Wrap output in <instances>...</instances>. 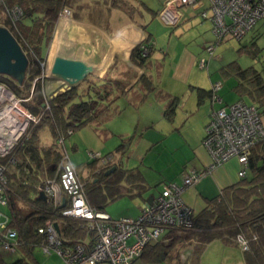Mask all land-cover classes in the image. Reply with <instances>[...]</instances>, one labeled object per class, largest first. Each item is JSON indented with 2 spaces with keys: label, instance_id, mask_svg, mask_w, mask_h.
<instances>
[{
  "label": "crops",
  "instance_id": "crops-1",
  "mask_svg": "<svg viewBox=\"0 0 264 264\" xmlns=\"http://www.w3.org/2000/svg\"><path fill=\"white\" fill-rule=\"evenodd\" d=\"M170 1L78 0L75 3L78 6L76 9L68 7L71 11L70 17L73 15L74 21L69 19L70 17H64L70 20V24H67L58 19L52 39L45 51L44 59L55 49L58 51L63 47H72L74 57L71 59L82 60L91 65L92 78L117 79L128 86L134 84L143 71L141 67L130 61L131 49L139 42L148 40L147 43H152L146 72L153 81L152 88L143 91L136 89L135 93L132 92L126 98L120 99L118 103L121 111L107 121V129L103 126V132L100 134L92 126H85L98 138L106 139L105 142L107 145L110 143L109 146L104 144L103 148L102 145H98L96 136L92 138L88 132H82L76 141L81 147L82 139H86L90 141V147L101 152L107 148V154H111L114 160V165L111 167L116 165L122 169L138 171L147 186L146 190L138 195L137 191L131 188V182L126 179L121 180L122 193L111 202L120 198L131 201L125 200L122 211L120 210L118 216L113 219L125 217L136 219L142 207L151 204L158 196L164 183L173 182L180 185L184 172L209 168L211 160L202 146V139L211 111L239 100L251 104L247 97L235 90L236 80L229 85L225 82L219 88L221 91L218 96L221 103H213L210 94L211 86L215 82L211 81L208 86L199 87L198 79L189 76V69L195 63L199 64L202 56H198L201 52L205 53L204 48L216 42L211 32V22L201 16L203 11L209 15L208 0H196L194 5H186L178 9L168 7ZM157 16L161 20L163 17L165 21H169L166 25L167 23L162 20L166 23L163 25L173 28L171 36L175 41L169 39L166 51L157 48L153 34L144 25L149 17L157 18ZM99 25L104 27L100 28ZM70 27L76 28L74 34L80 38L76 43L69 40L65 34H68ZM102 30L107 34L104 38L99 34ZM57 34L59 37H56ZM62 36H65L64 39H61ZM230 38L226 37L225 40ZM54 41H57V47L52 49ZM186 42H194L195 49L188 50ZM237 42V53L246 55L252 60L251 65L247 67L264 72V19L259 20ZM166 69H168L167 79L165 78L164 81L162 76ZM61 85L63 83L54 76H46V92L51 93ZM81 88L82 86L79 87ZM199 90L205 92H198ZM3 94H6L10 102L4 106L3 111L8 108V114L11 116L8 124H3L2 121L3 117H9L6 112L0 117V143L5 146L14 143L19 136L17 121L22 117L15 113V109L12 110V101H15L13 104L19 107L17 99L7 91ZM0 99H3L1 92ZM170 106L172 110L168 114L166 111ZM148 110L155 113L145 116ZM261 118L264 123V114ZM13 130L15 134H12ZM40 134V146H49L53 143L48 130L44 129ZM10 135L15 139L9 140ZM63 146L65 147L64 142ZM89 154L91 152L88 153L89 160L86 163L73 165L78 177L85 180L88 185L95 182L99 168L97 162L91 161ZM240 170V164L236 159L214 166L196 184L185 188L182 193L183 201L197 214L210 201L218 198L223 189L240 181L238 176ZM246 175H249L247 170L244 176ZM109 203L105 205L103 212L106 213ZM2 211L7 213L8 209L2 208ZM168 237L165 232L156 242L167 244L170 240ZM89 240V234H85L81 239V241ZM195 244L196 242H192L179 252V264H245L244 253L234 249L238 246L232 241L225 242L220 239L210 241L205 244L200 255L196 254ZM231 254H234L235 258ZM181 259L184 262H181ZM176 262L166 259L157 262L144 261L138 258L131 264H175Z\"/></svg>",
  "mask_w": 264,
  "mask_h": 264
},
{
  "label": "trees",
  "instance_id": "trees-1",
  "mask_svg": "<svg viewBox=\"0 0 264 264\" xmlns=\"http://www.w3.org/2000/svg\"><path fill=\"white\" fill-rule=\"evenodd\" d=\"M1 1L0 14L3 18L0 25L6 27L17 40L28 59V65L21 85L5 75H0V84L20 99L36 121L29 122L10 152L0 155V166L5 168L6 182L3 195L7 204L3 208L8 209L9 227L17 234L13 250L17 257L8 262L0 253V264H39L34 250L45 240L38 230L47 221L57 224L60 238L67 245L79 242L85 234H90L84 220L62 216L58 206L37 199L45 183L58 178L61 153L57 140L65 139L76 129L85 126H92L100 134L105 123L121 111L120 99L135 93L136 89L143 91L152 88L153 81L146 73L149 52L143 55L141 49L148 40L139 42L130 52V61L143 70L134 84L127 86L120 80L104 77L92 81L89 75L74 86L61 85L48 93L45 91L46 76L42 75L43 67L40 64L44 61L62 8L76 9L78 0ZM4 6L19 8L21 15L14 23L4 14ZM205 55L204 58L208 59L206 52ZM234 66L232 62L227 67L231 73L234 70L235 90L247 97L260 115L264 114V72L253 67ZM33 81L35 83L32 84ZM171 106L166 113L170 114ZM44 129L53 139L49 146L39 144L40 131ZM91 161L99 164L95 182L88 185L78 178L92 208L103 211L107 203L119 197L123 179L131 182V188L138 195L146 190L147 186L138 171L115 165V170L105 175L114 165L111 154H100L99 157H92ZM247 172L249 175L240 177L237 184L223 189L218 198L210 201L197 214L194 213L191 227L166 230L169 242L148 243L139 258L155 262L165 259L178 261L179 252L192 242H196L195 251L200 255L210 241L220 239L234 243L235 237L242 235L248 244V250L243 252L245 264H264V139L249 149ZM168 183L173 182H166L163 186Z\"/></svg>",
  "mask_w": 264,
  "mask_h": 264
},
{
  "label": "built area",
  "instance_id": "built-area-1",
  "mask_svg": "<svg viewBox=\"0 0 264 264\" xmlns=\"http://www.w3.org/2000/svg\"><path fill=\"white\" fill-rule=\"evenodd\" d=\"M195 3L196 0H171L167 6L178 9ZM208 4L209 15L203 11L201 16L211 22V32L216 39L215 43L205 47L209 58L214 54L215 46L223 39L231 37L239 40L259 20L264 19V0H208ZM0 5H3L1 0ZM3 12L12 23L21 15L17 7L4 6ZM70 14V9L64 6L59 19L69 17ZM162 20L169 23L163 17ZM151 47L152 43L143 44L141 46L143 55H147ZM206 63L205 58L199 60L201 67ZM218 88L219 85L216 83L211 88L213 103H221L217 93ZM27 118L30 119L29 115ZM31 120L35 118L32 117ZM24 132L23 130L15 140L16 143ZM261 139H264V123L254 105L239 100L212 110L202 140V146L211 160L210 167L184 172L180 185L165 184L154 201L142 207L136 219L127 217L113 219L105 212L89 205L83 184L69 161L68 153L63 148V139L59 138L57 143L61 159L57 168L58 178L47 181L40 191L44 193L46 201L54 207L58 206L62 216L84 220L90 229V240L67 245L60 238L54 222L49 220L38 230L45 237L39 249L45 254L55 251L65 264H131L141 256L148 243L158 241L166 230L191 227L194 211L182 199L185 188L196 184L214 166H219L230 159H236L240 164L241 170L238 176L243 177L247 170V153ZM11 146L10 144L5 147L6 149L4 148L5 150H0V154L10 152L13 148ZM89 155L91 158L99 157L100 153L91 152ZM4 170V166H0V245L8 254L15 248L17 234L9 227V216L2 211L7 204L3 195L6 184ZM234 243L242 252L248 250L247 241L242 235H237Z\"/></svg>",
  "mask_w": 264,
  "mask_h": 264
},
{
  "label": "rangeland",
  "instance_id": "rangeland-1",
  "mask_svg": "<svg viewBox=\"0 0 264 264\" xmlns=\"http://www.w3.org/2000/svg\"><path fill=\"white\" fill-rule=\"evenodd\" d=\"M2 16L3 15L0 14V19L3 18ZM102 17H103V13H102L101 18ZM69 19L74 21L73 15H71V17ZM69 19H64V17L60 18V20H62V23L65 22L67 24H70ZM163 23L164 22L157 16V18L156 17H153V18L149 17L147 22L144 25H146L145 27L149 31H151V33L153 34V38H154V41L157 45V48L158 49L162 48L164 51H166L169 39H172V42H174L175 39L171 36L173 28H171L169 26H165V25H163ZM164 24H166V23H164ZM166 25H168V24H166ZM99 26L101 28L103 25H99ZM75 29L76 28L72 29V27H70L68 29V34L67 33H65V34L67 35V38L69 40L71 39L72 42L76 43L77 39L80 40V38H78V36L74 34ZM82 33H83V31H82ZM99 34H102L103 38L107 35L106 32H103V30ZM56 37H59L58 34ZM64 37L65 36H62L61 39H64ZM224 40L225 39H223L222 42H220L219 44H217L215 46L214 54L210 58L206 59L207 63L204 67H201L198 63H195V65H192L191 68L189 69V71H188L189 76H192V77L194 76L198 79V81H199L198 83L200 85L199 87H202L203 85L208 86L211 81L212 82L214 81L216 84H218L219 88L222 85H224L225 82L228 85L231 82H234L236 80L234 70H232V73H231V69L228 70V67H227L228 64H230L232 62L235 65L234 67L239 66L242 68V67H247V66L251 65L250 63H252V60L250 57H248L246 55H239L237 53L238 42L236 39L230 38V39H226L225 41ZM81 44H83V43H81ZM51 47H52V49L57 47V41H54ZM82 48H84V47H82ZM190 48L195 49V43L194 42L187 43V49L189 50ZM71 49H73V48L72 47L71 48L63 47L61 50L57 51L55 49L54 51H51L50 55L48 53L46 59H44V61L42 63V66L40 64V67H43V68H41L43 70L42 75L52 76L49 71H50V67H51L50 65H52V62H53L52 59H54L55 56L62 55V56L70 57V58L74 57V51H71ZM86 49H87V47H86ZM201 56H202V58H203V56L206 57L204 52H203V54L201 52V54L198 57H201ZM167 70L168 69L165 70V73L162 76V80H164V81H166V79H167V75H166ZM92 79H94V78L90 77V80H92ZM33 83H35V81H33L32 84ZM5 88L7 89V87H5ZM211 88H212V86H211ZM225 88H226V90L228 89L227 86H225ZM220 91H221V89H219L217 91L218 94ZM2 97H3V99H0V111H3L4 106L6 104L10 103L7 100L6 94L2 93ZM14 97L17 99V101L19 103L18 106L21 107V109H25V107L22 105V102L20 101V99L17 98L15 95H14ZM27 111H26V113H28L30 119L28 120L26 118V120L29 123L33 116L30 114L29 111L28 112ZM148 111L149 112H147L145 114V116L153 115L155 113L151 110H148ZM8 116H9L8 118L3 117V119H2L3 124H8L10 122L11 116L9 114H8ZM24 119H25V117H24ZM32 121H36V120H32ZM28 123H27V125H28ZM27 125L25 126V129H26ZM104 127L107 129V122L105 123ZM25 129H24V131H25ZM82 132H88V134H90L92 136V138L95 135V133L90 128L82 127V128L76 129L73 132V134H71L69 137H66L65 139H63V142L65 144V147L63 146V148L67 151V153L69 155L68 156L69 161L73 165H81V164L86 163V161L89 160V157H88L89 152H94V153L95 152H98V153L101 152L98 149L90 147L89 146L90 141H86V139H82V146L81 147H80V145L77 144V142H76L77 137H78V135L82 134ZM12 134H15L14 130H13ZM40 136H41V134H40ZM13 137H14L13 135H10L9 140L10 139L14 140L15 137L14 138ZM96 139L98 140L97 141L98 145H102V147L104 148V144H106V142H105L106 139L101 138V137L98 138L97 136H96ZM15 143H16V141L11 144L12 145L11 147H13V145ZM109 144L108 145L106 144V145L109 146ZM76 146H77V148H76ZM72 147H73V149H72ZM5 149L3 148V144L0 143V150H5ZM101 154H102V156L106 155L107 154V148H105L101 152ZM0 155H2V154H0ZM125 200L127 202L131 201L130 199L120 198L118 200H115V201L109 203L106 207V213L108 215H110L112 218L117 217L118 214L120 213L119 211L120 210L122 211L123 204L126 202ZM234 249L241 250L240 247H236V246L234 247ZM0 253L2 254V256H4V259L7 260L8 262L15 260V258L17 257L15 252H11V253L7 254V252L3 250L1 245H0ZM231 255L233 258H235L234 254H231ZM34 256L37 259L39 264H65L64 261L61 259V257L55 251H51V253L45 254L41 251V249L37 248L34 250ZM198 258H199V256H198ZM137 259H135V260H137ZM181 262H184V261L181 259ZM101 264H109V263H101ZM175 264H179V261H177Z\"/></svg>",
  "mask_w": 264,
  "mask_h": 264
},
{
  "label": "water",
  "instance_id": "water-1",
  "mask_svg": "<svg viewBox=\"0 0 264 264\" xmlns=\"http://www.w3.org/2000/svg\"><path fill=\"white\" fill-rule=\"evenodd\" d=\"M27 65L28 59L17 40L6 27L0 25V75H5L21 85L25 79ZM92 73L93 67L82 60L61 56H56L50 67V74L61 81L64 86H74ZM114 170L115 167H111L105 175ZM37 199L45 201L44 193L39 192ZM61 206L63 207L64 204ZM54 226L58 231L56 223Z\"/></svg>",
  "mask_w": 264,
  "mask_h": 264
},
{
  "label": "bare ground",
  "instance_id": "bare-ground-1",
  "mask_svg": "<svg viewBox=\"0 0 264 264\" xmlns=\"http://www.w3.org/2000/svg\"><path fill=\"white\" fill-rule=\"evenodd\" d=\"M13 103H15V101H12V103H11V105H13L12 110L15 109V110H16L15 113L19 114L20 117H22L21 120H18V121H17L18 129H19V132H20L19 136H20V135L22 134L23 130L25 129L26 124H27L26 117L28 116V113H26V111H25L24 109H20L19 107H17V106L14 105ZM8 111H9V110H8V108H7V109H5V111H3L2 113L0 112V117H1V115L4 114L5 112L8 114ZM24 117H25V119H24ZM19 136H18V137H19ZM18 137H17V138H18ZM17 138H16V139H17ZM8 145H10V144H8ZM8 145L3 146V148H5V147L8 146Z\"/></svg>",
  "mask_w": 264,
  "mask_h": 264
},
{
  "label": "clouds",
  "instance_id": "clouds-1",
  "mask_svg": "<svg viewBox=\"0 0 264 264\" xmlns=\"http://www.w3.org/2000/svg\"><path fill=\"white\" fill-rule=\"evenodd\" d=\"M0 87H2L3 89H0V92H1V95H2V93H6V91L8 92V93H10V91L8 90V89H6L5 87H4V85H2V84H0ZM11 95H13L12 93H10ZM14 96V95H13ZM18 102V101H17ZM25 110V109H24ZM25 111H27V110H25ZM28 112V111H27ZM28 117V116H27ZM26 117V118H27ZM28 119V118H27ZM29 120V119H28ZM27 121V120H26ZM32 121V120H31ZM27 123H28V121H27ZM29 124V123H28ZM27 125V124H26ZM28 126V125H27ZM27 128V127H26Z\"/></svg>",
  "mask_w": 264,
  "mask_h": 264
},
{
  "label": "flooded vegetation",
  "instance_id": "flooded-vegetation-1",
  "mask_svg": "<svg viewBox=\"0 0 264 264\" xmlns=\"http://www.w3.org/2000/svg\"><path fill=\"white\" fill-rule=\"evenodd\" d=\"M98 171V170H97Z\"/></svg>",
  "mask_w": 264,
  "mask_h": 264
}]
</instances>
